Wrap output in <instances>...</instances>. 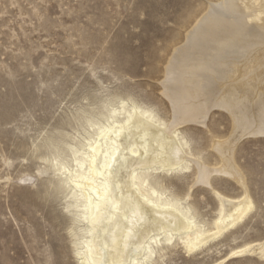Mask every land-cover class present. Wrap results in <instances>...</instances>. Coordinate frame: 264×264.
<instances>
[{
  "label": "rangeland",
  "instance_id": "rangeland-1",
  "mask_svg": "<svg viewBox=\"0 0 264 264\" xmlns=\"http://www.w3.org/2000/svg\"><path fill=\"white\" fill-rule=\"evenodd\" d=\"M222 1L0 0V264H78L74 252L89 239L88 213L69 174L86 173L88 145L133 106L167 125L175 122L159 84L195 20ZM258 69H249L250 77ZM214 108L202 125L188 122L177 131L193 162L187 171H153L148 180L165 191L163 198L176 199L180 211L190 208L203 230L219 214L214 192L238 199L239 179L252 200L251 213L189 256L177 236L170 247L160 240L151 245L153 261L147 264H216L233 249L264 240V116L251 110L249 121L241 108L234 115ZM107 141H100L98 164ZM195 161L212 171L213 191L194 185ZM223 264H264V258L245 255Z\"/></svg>",
  "mask_w": 264,
  "mask_h": 264
},
{
  "label": "bare ground",
  "instance_id": "bare-ground-1",
  "mask_svg": "<svg viewBox=\"0 0 264 264\" xmlns=\"http://www.w3.org/2000/svg\"><path fill=\"white\" fill-rule=\"evenodd\" d=\"M195 21L186 35L185 43L173 50V57L166 69V78L162 85L159 84L172 107L175 122L167 125L161 122L162 120L155 119L149 111L139 110L136 106L131 110L129 107L131 113L125 114L124 120L107 127H104V124V129H100V140L93 139L88 145L86 173H74V169L67 178L71 189L81 191L78 195L83 196V207H86L84 209H87L88 213L85 215L89 239L83 244L84 250L77 251L75 248L74 252L78 264H147L150 258L153 261L151 256L154 255V250L151 245L157 246L156 244L163 240L166 242L164 244L170 247L175 236L188 255L187 253L191 254L202 245L205 247L209 241L214 242V239L223 237L225 232L238 224L241 225L251 213L252 200L244 180L239 179L235 181L242 189V195L238 199L224 198L214 192L220 205L219 214L214 222L212 221L211 229L203 230L200 224L199 228L194 225L189 215L190 208L185 206L188 209L180 211L176 199L163 198L165 191L161 190L157 182L148 180L153 171L166 172L167 176L169 173L178 175V172L187 171L191 158L187 157L185 152L187 142L181 141L177 131L188 122L202 125L214 107L223 108L232 115L241 108L244 117L249 121L248 114L251 110H254L258 117L264 116V0H223L210 5L209 11ZM255 66L259 69L250 77L252 73L249 69ZM122 110L124 112L125 109L122 107ZM115 111L117 110H113ZM122 114L124 113H120ZM93 125L91 126L94 127ZM106 139L109 144L98 164L97 159L104 150L101 149L103 143L100 141ZM81 160L77 161L81 163ZM198 162L195 161L198 179L194 185L205 184L211 187L213 183L208 175L212 174V171ZM222 175L224 176V173ZM98 179L102 182L97 183ZM210 189L213 191L215 188ZM71 205L73 206V203ZM86 218H83V222ZM82 230L84 231V228ZM161 234H165L162 239L159 238ZM145 245L146 249L142 254ZM245 255L264 258V240L239 246L216 264H223L229 259Z\"/></svg>",
  "mask_w": 264,
  "mask_h": 264
}]
</instances>
